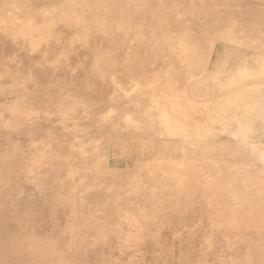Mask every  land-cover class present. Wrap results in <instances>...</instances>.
I'll list each match as a JSON object with an SVG mask.
<instances>
[{"label":"rangeland","instance_id":"obj_1","mask_svg":"<svg viewBox=\"0 0 264 264\" xmlns=\"http://www.w3.org/2000/svg\"><path fill=\"white\" fill-rule=\"evenodd\" d=\"M16 1L0 264H264V0ZM54 175L87 218L54 206Z\"/></svg>","mask_w":264,"mask_h":264},{"label":"bare ground","instance_id":"obj_2","mask_svg":"<svg viewBox=\"0 0 264 264\" xmlns=\"http://www.w3.org/2000/svg\"><path fill=\"white\" fill-rule=\"evenodd\" d=\"M12 2H13V4H16V6L18 7L19 6V4L21 3V2H18V1H16V0H11ZM20 1V0H19ZM67 1V0H66ZM104 1V0H103ZM116 3L118 2L117 0H114ZM150 1V0H149ZM167 1V0H166ZM181 1V0H180ZM254 1V0H253ZM28 2V1H27ZM81 2V1H80ZM113 2V1H112ZM122 2V1H121ZM157 2V1H156ZM163 2H165V1H163ZM199 2V1H198ZM31 3V2H30ZM69 2H67L66 4H68ZM88 3V2H87ZM106 3V2H105ZM24 4V3H23ZM65 4V5H66ZM77 4V3H76ZM75 4V5H76ZM78 4H81V3H78ZM93 4V3H92ZM121 4V3H120ZM164 4V3H163ZM199 4V3H198ZM3 5V4H2ZM65 5H63V6H65ZM90 5V4H89ZM114 5V4H113ZM112 5V6H113ZM62 6V5H61ZM68 6V5H67ZM94 6V5H93ZM101 6H103V4L101 5ZM105 6H106V4H105ZM105 6H104V8H105ZM156 6H158V5H156ZM108 7V6H107ZM119 7V6H118ZM69 8V7H68ZM77 8V7H76ZM116 8V7H115ZM155 8V7H154ZM30 9V8H29ZM32 9V8H31ZM30 9V10H31ZM84 9V8H83ZM109 9V8H108ZM134 9V8H133ZM214 9V8H213ZM219 9V8H218ZM228 9V8H227ZM18 10V9H17ZM21 10V9H20ZM104 10V9H103ZM19 11V10H18ZM72 11H74V10H72ZM121 11V10H120ZM157 11V10H156ZM219 11V10H218ZM29 12V11H28ZM110 12V11H109ZM123 12V11H122ZM170 12V11H169ZM26 13H27V11H26ZM25 12H24V16H25V14H26ZM33 13V12H32ZM73 13V12H72ZM107 13V12H106ZM120 13V12H119ZM151 13V12H150ZM157 13V12H156ZM161 13V12H160ZM171 13V12H170ZM28 14H31L30 12L28 13ZM117 14V13H116ZM120 14H122V13H120ZM229 14V13H228ZM32 15V14H31ZM38 15V14H37ZM161 15V14H160ZM36 16V15H35ZM39 16V15H38ZM223 16V15H222ZM238 16V15H237ZM29 17V16H28ZM104 17V16H103ZM118 17V16H117ZM11 18V17H10ZM24 18H26V17H24ZM111 18V17H110ZM119 18H121V17H119ZM2 19V18H1ZM23 19V18H22ZM21 19V20H22ZM105 19V18H104ZM122 19V18H121ZM120 19V20H121ZM4 20H6V19H4ZM4 20H2V21H0V25L1 24H3L4 23ZM10 20V19H9ZM14 20V19H13ZM18 20V19H17ZM19 20H20V18H19ZM28 20H29V18H28ZM108 20H109V18H108ZM123 20V19H122ZM82 21H84V20H82ZM158 21V20H157ZM5 22H7V20L5 21ZM13 22V21H12ZM16 22V21H15ZM130 22V21H129ZM164 22V21H163ZM167 22V21H166ZM169 22V21H168ZM17 23V22H16ZM88 23V22H87ZM247 24V23H246ZM6 25V24H5ZM4 25V26H5ZM10 25V24H9ZM7 26V25H6ZM137 26V25H136ZM163 27V26H162ZM1 28V27H0ZM6 28V27H5ZM21 28H23V27H21ZM38 29V28H37ZM41 29V28H40ZM2 30H3V28H2ZM5 30V29H4ZM48 30V29H47ZM35 31V30H34ZM4 32H6V30L5 31H3V33ZM55 31L53 30V33H54ZM15 33V32H14ZM30 33V32H29ZM216 33V32H215ZM28 34V33H27ZM15 35V34H14ZM49 35V34H48ZM11 36V35H10ZM13 36V35H12ZM14 37V36H13ZM216 37V36H215ZM55 51V50H54ZM30 54V53H29ZM2 73V72H1ZM78 75V74H77ZM171 78V77H170ZM90 82V81H89ZM207 82H209V81H207ZM74 84V83H73ZM77 84V83H76ZM205 85V84H204ZM227 85V84H226ZM219 87V86H218ZM228 87V86H227ZM184 91V90H183ZM183 91H181V92H183ZM180 92V93H181ZM174 93V92H173ZM159 98V97H158ZM158 100V99H157ZM172 105V104H171ZM17 107V106H16ZM195 108V107H194ZM56 110V109H55ZM201 111V110H200ZM173 116H175V115H173ZM203 117V116H202ZM168 122V121H167ZM171 122V121H170ZM167 124V123H166ZM37 125V124H36ZM193 126V125H192ZM194 127V126H193ZM41 128V127H40ZM166 130V129H165ZM201 130V129H200ZM168 132H170L169 130H168ZM182 132V131H181ZM32 133H35V134H38V135H42V133H43V131H41L39 128H38V126L37 127H35L34 125H32V126H29V127H27L26 129H25V134H27V135H32ZM238 133V132H237ZM46 135V134H45ZM193 135V134H192ZM50 137V136H49ZM48 138V137H47ZM223 139V138H222ZM225 141V140H224ZM183 142H185V141H183ZM183 145V144H182ZM222 145H224V144H222ZM215 146V145H214ZM219 147V146H218ZM67 150V149H66ZM137 153H138V156H143L144 154L145 155H148V153L146 154L145 153V149H144V147H138L137 148ZM137 155V154H136ZM139 158V157H138ZM141 159V158H140ZM142 161V160H141ZM66 160L65 159H59L58 160V162H56L54 165H53V168H58V167H61V166H64V165H66ZM71 162V161H70ZM69 162V163H70ZM72 163V162H71ZM122 163V162H121ZM82 165V164H81ZM119 165H120V163H119ZM121 167V166H120ZM61 168H63V167H61ZM84 168V167H83ZM87 168V167H86ZM118 168H119V166H118ZM58 170V169H57ZM80 170V169H79ZM79 170H77V174H78V171ZM54 173V172H53ZM91 173V172H90ZM89 173V174H90ZM88 174V175H89ZM110 176V175H109ZM89 177V176H88ZM53 178L54 179H52V181H51V184H52V191H53V200L55 201V205L54 206H58V207H61V208H63L64 209V212H68L69 213V215H70V217H71V219H72V221H82V220H84L85 218H87V214L89 213L88 212V208L86 207V206H84V202H83V198H80V197H77L76 195H75V191H73V189L71 188V186H72V181H71V179H66V180H64V181H62L61 180V178L62 177H58V175H54L53 176ZM89 179V178H88ZM2 216V215H1ZM3 217V216H2ZM7 221V220H6ZM8 223V222H7ZM6 223V224H7ZM10 223V222H9ZM4 225V224H3ZM2 225V226H3ZM1 227V226H0ZM10 228V227H9ZM2 229V228H1ZM0 229V230H1ZM7 229V228H6ZM4 230H5V228H4ZM10 230H12V229H10ZM14 237H16V236H14ZM4 238V237H3ZM20 238V237H19ZM2 239V238H1ZM16 240V239H15ZM4 241V240H3ZM8 242V241H7ZM19 243V242H18ZM21 243V242H20ZM17 246V245H16ZM73 246V245H72ZM22 247V246H21ZM35 247V246H34ZM33 247V248H34ZM31 248V247H30ZM2 249V248H1ZM16 249V248H15ZM22 249V248H21ZM36 249V248H35ZM32 251V250H31ZM37 253V252H36ZM33 254V253H32ZM35 254V253H34ZM25 255V254H24ZM21 256V255H20ZM32 256V255H31ZM10 257H11V255H10ZM16 257V256H15ZM14 257V258H15ZM27 257H28V255H27ZM19 258V257H18ZM32 259V258H31ZM51 259V258H50ZM59 260V259H58ZM20 261H21V259H20ZM20 261L18 262L19 264H20ZM60 261V260H59ZM9 262V261H8ZM31 263V262H30ZM29 263V264H30ZM53 264H58V263H53ZM68 264H73V263H68Z\"/></svg>","mask_w":264,"mask_h":264}]
</instances>
